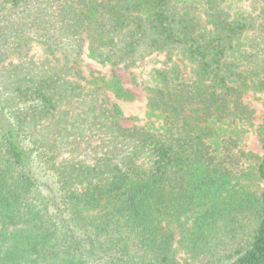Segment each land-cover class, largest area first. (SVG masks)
Returning a JSON list of instances; mask_svg holds the SVG:
<instances>
[{
    "label": "trees",
    "instance_id": "16d2710c",
    "mask_svg": "<svg viewBox=\"0 0 264 264\" xmlns=\"http://www.w3.org/2000/svg\"><path fill=\"white\" fill-rule=\"evenodd\" d=\"M234 4L0 0V264H264V0ZM164 54L123 126L135 96L85 59Z\"/></svg>",
    "mask_w": 264,
    "mask_h": 264
},
{
    "label": "rangeland",
    "instance_id": "374dc122",
    "mask_svg": "<svg viewBox=\"0 0 264 264\" xmlns=\"http://www.w3.org/2000/svg\"><path fill=\"white\" fill-rule=\"evenodd\" d=\"M250 0H232L233 7H247ZM33 54L41 57V51L39 48L35 49ZM172 62L168 61L167 56L164 55H154L144 61H141L138 66L134 68L127 69L124 66L111 67L108 65H102L99 62L86 58L84 61V67L87 73L97 77H112L116 76L120 79L122 86L125 90L130 92L135 96V102L129 103L124 101L117 102L123 110V120L122 125L125 127H132L135 125H143L146 121V104H147V92L145 90L144 84L151 81V73L156 69H162L171 67ZM184 73L187 69L183 70ZM112 97V96H111ZM245 104L249 105L251 109L255 111L254 113V130L246 136L243 150L250 155V165L245 169L250 172H254V165L263 154L262 143L257 134V129L264 118V93H254L249 92L244 96ZM253 184L259 185L257 178L253 177ZM261 186V184H260Z\"/></svg>",
    "mask_w": 264,
    "mask_h": 264
}]
</instances>
